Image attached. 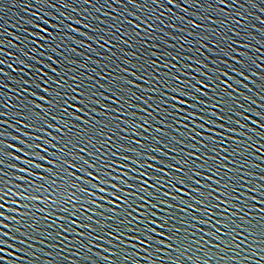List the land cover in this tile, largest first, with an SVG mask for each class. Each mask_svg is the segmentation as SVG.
Returning <instances> with one entry per match:
<instances>
[{
  "label": "water",
  "instance_id": "water-1",
  "mask_svg": "<svg viewBox=\"0 0 264 264\" xmlns=\"http://www.w3.org/2000/svg\"><path fill=\"white\" fill-rule=\"evenodd\" d=\"M0 189V264H264V0H0Z\"/></svg>",
  "mask_w": 264,
  "mask_h": 264
},
{
  "label": "snow or ice",
  "instance_id": "snow-or-ice-1",
  "mask_svg": "<svg viewBox=\"0 0 264 264\" xmlns=\"http://www.w3.org/2000/svg\"><path fill=\"white\" fill-rule=\"evenodd\" d=\"M169 2H174V0H169ZM222 2H223V0H222ZM45 31H47V29H45ZM224 75L226 76L227 73H224ZM129 83H131V82H129ZM225 83H226V81H225ZM202 87L207 88L208 85H202ZM44 91L45 92H48V89L45 88ZM73 91L75 92V89H73ZM173 91H175L176 93L179 94L178 96H173L171 98L175 102L172 105L174 108L177 106V104H179V105H188V100L187 99H180L179 97L180 96L187 97V96L190 95L189 92L185 91V89L184 88H181V87H176L175 89H173ZM197 91H200V89H197ZM33 95H35V93H33ZM57 95H59V93H57ZM65 95H67V93ZM79 95L80 96H84V93H79ZM40 99L42 101H44V100H46V97H43L42 96V97H40ZM70 99L77 100V96L76 95H72L70 97ZM193 99H195V97H193ZM78 102L80 104H85L86 103V100L80 99ZM48 103H52V101H48ZM67 104H68V101L67 100H64L62 103H60V104H58L56 106L61 109L62 113L67 114V115H74V113H68L67 107H65V105H67ZM193 106H195V105H193ZM38 107H42V105H40ZM70 107H72L73 109H75L77 111H83V109H76V105L75 104L70 105ZM178 110L181 111V112L184 111L183 108H180ZM213 114H215V113H213ZM196 115H197L196 113H191L190 114V116H196ZM37 116H39V113H37ZM187 118L188 117H186V119ZM77 119H79V117H77ZM200 119L203 120L204 117L201 116ZM209 122L210 123H214L213 121H209ZM193 123H194V121H193ZM29 126H31V125H29ZM48 126H51V125H48ZM220 126L221 127H224L223 124H221ZM201 127H203V124H201ZM40 130L43 131V129H40ZM209 131H212V130L209 129ZM101 132H102V130H101ZM16 139L19 140V137H16ZM36 139L37 140H41L44 144H47L48 143V141L46 139H44L43 137L38 136V137H36ZM210 139H214V137H210ZM21 143L23 144L25 142L24 141H21ZM67 143H71V141H68ZM81 143H83V141H81ZM88 143L91 144L92 143V140H89ZM135 143L139 144V141H136ZM195 146L196 145L194 144L192 147L195 148ZM11 147L15 148V145H12ZM30 147L33 148V152L31 154L32 155H35V156H40V153L41 152L46 153L48 151V149L46 147H42L41 146V143H34L33 145H30ZM18 150L21 151V152L24 151L23 148H20ZM156 150L157 149H154L153 151H156ZM224 150L226 151V149H224ZM79 151L80 152H84L85 149L84 148H80ZM129 151H132V149H129ZM113 155H115V153H113ZM187 156H188L189 160H192V158L195 156V153L189 152V153H187ZM13 158L16 159V160H20L21 159V157H19V156H14ZM40 159L47 160V156H40ZM124 159L127 160V159H129V157L125 156ZM150 159L155 160L156 157L155 156H151ZM25 163L26 164H31V163H33V161H31V160H25ZM49 163H52V162L49 161ZM64 163L67 164L68 161L65 160ZM187 163H188V161L186 160L185 161V164H187ZM34 167L39 168V167H42V165L35 164ZM70 167L75 168V164L74 163L71 164ZM92 167H95V165H92ZM107 167L110 168L111 165H107ZM147 167L148 168H152L153 165L148 164ZM168 167L170 169H173L175 172L181 173V175L176 176V177H173V178L176 179L179 184L184 185L186 183V181L184 179L183 169L177 168V166L176 165H173V164H169ZM21 171L27 172L28 169L27 168L21 169ZM48 171L51 172L52 169L49 168ZM98 171H105V169H98ZM156 171L161 172V173H164L165 172V169L164 168H159V169H156ZM108 174L110 175V173H108ZM125 175H127V174L125 173ZM165 175H168V173H165ZM195 175L199 176L200 173L199 172H196ZM88 176L89 177H92L93 179H96V180H98V181H100L102 183H108V181L106 179H103V177L100 176V175L93 176L92 172H88ZM141 176L147 177V176H149V173L148 172H143V173H141ZM20 179L23 180L24 177H20ZM115 179H119V177H115ZM137 179H139V177H137ZM153 179L155 180L156 184H159L161 182L162 177L156 176V177H153ZM189 179H191V176H189ZM208 179H212V177L209 176ZM195 183L196 184H199V181L197 180V181H195ZM145 185H148L147 179L142 180V183H141L142 190L147 191V188L144 187ZM73 187H77V185L74 184ZM94 187H95V185H94ZM150 187H155V185H151ZM112 188L117 189V191H121V189H118L117 188V185H115V184L112 185ZM99 191L105 192V191H107V189H105V188H99ZM194 191L199 192V188L194 189ZM177 192L184 193L183 187L178 188L177 189ZM8 194H9L8 192H3V190L0 189V199H3V196L8 195ZM12 194L13 195H17V193H12ZM92 195H94V193H92ZM113 195L115 197V200L113 201L114 203H115L116 200H120L121 199V197L118 196V195H116L115 192L113 193ZM126 195L132 196V195H135V194L134 193H129V194H126ZM149 195L151 196L152 193H149ZM165 195H171V194L170 193H165ZM184 195H190V193H184ZM25 199H28V197H25ZM32 199L39 200V197L38 196L37 197H32ZM140 199H143V197H141ZM5 203H7V202H5ZM53 203H55V201H53ZM159 203L160 204H167L168 202L165 201V200H160ZM185 203H187V202H185ZM168 206L169 207H173V205H168ZM4 207H5V204H0V208H4ZM140 207L143 208V207H145V205L141 204ZM153 207H155V205ZM3 215H4V213L3 212H0V216H3ZM128 215H131V213H128ZM142 215H144L145 217H147L148 214L147 213H142ZM151 215L154 216L155 213L153 212V213H151ZM73 223H75V221H73ZM155 224H156V221L154 219L153 220H150V221H148L146 219L143 222L137 221V230L140 231V236L133 237V239L139 240L141 236H144V237L147 238L148 241L153 240L154 239V235L153 234H155L157 230H156V227H154V226L153 227H149V225H155ZM167 226L168 225H167L166 222L165 223H161L159 225V227L162 228V229L163 228H166ZM5 227H7V225H5ZM144 229H147V231H145ZM3 235L7 236L8 233H4ZM158 235L161 236V237H165V239H167V240H171L172 239L171 236H165V233L163 231H161L160 233H158ZM165 239H160V240L157 241V243H159L161 245H164L165 244ZM144 242H146V241H141V243H144ZM0 243H6V241H0ZM167 247L170 248L171 245L169 244V245H167ZM2 252H4V248H0V253H2ZM3 259H4V257L3 256H0V261H2Z\"/></svg>",
  "mask_w": 264,
  "mask_h": 264
}]
</instances>
